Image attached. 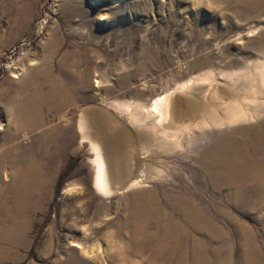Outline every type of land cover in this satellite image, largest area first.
I'll use <instances>...</instances> for the list:
<instances>
[{
  "label": "rangeland",
  "instance_id": "rangeland-1",
  "mask_svg": "<svg viewBox=\"0 0 264 264\" xmlns=\"http://www.w3.org/2000/svg\"><path fill=\"white\" fill-rule=\"evenodd\" d=\"M53 42H57L55 54L48 49ZM145 51L151 55L145 57ZM50 64L51 79L58 87L74 90L72 103L55 110L44 107L50 111L45 127L18 131L12 114L14 105L25 100L21 89L31 82L46 85ZM253 73L264 74V0H0V94L7 92L0 98V264H152L153 248L168 239L171 250L181 251L174 239L176 229L170 227L174 230L168 235L167 231L171 215L182 223L186 217L170 206V199L184 202L191 194L204 214L218 223L223 218L218 210L230 209L234 218L253 228L264 246L260 226L229 205L232 188L211 187L209 175L200 168V158L219 152L218 156L228 138L256 145L247 148L248 157L264 152V142L256 138L264 131V114L248 122L222 123L214 130L196 126L200 113L185 116L180 122L185 129L178 136L180 146L165 149L156 143L150 151L141 149L131 135L141 123L130 117L137 106L148 108L170 94L181 97L185 105L195 86L212 93L221 89L218 99L202 97L206 106L217 107V116H225L233 106L247 115L263 113L250 107L264 102L263 90L259 93L254 85L247 92L239 88L243 76ZM50 90L44 86V91ZM89 108L109 114L113 126L128 131L131 136L124 145L129 150L139 146L132 158L130 154L122 161L131 179L111 195L95 187L93 139H85L79 127L82 112ZM202 133L216 139L199 138L191 147L192 134ZM9 145L12 153L2 150ZM28 161L39 166L30 173V182ZM134 179L140 184L131 187ZM188 220L195 226V218ZM230 229L227 233L232 234ZM135 234L141 238H133ZM204 234L189 239L190 258L198 256L197 242L210 250ZM128 253L129 260L122 261Z\"/></svg>",
  "mask_w": 264,
  "mask_h": 264
},
{
  "label": "bare ground",
  "instance_id": "bare-ground-1",
  "mask_svg": "<svg viewBox=\"0 0 264 264\" xmlns=\"http://www.w3.org/2000/svg\"><path fill=\"white\" fill-rule=\"evenodd\" d=\"M258 6H259V4H258ZM260 9H263V8H260ZM240 10L238 12H240ZM241 11H243V10H241ZM56 45H57V42H53L48 47V49L51 50L53 54L56 53V50H57ZM145 49L150 51V49L147 48V46ZM150 55H151L150 52H148V51L144 52L145 57H149ZM152 56L154 57V55H152ZM48 68H49V70H47V73H50V74H48L49 78H47V84L46 85H48V87H50V89H51L50 92L44 91V86H46V85H43V84H45L46 81H44V83H40L38 80L39 83L31 82L29 85L25 84L24 88L21 89V91H23V93L25 94V100L22 102V104L20 106H18L14 103L16 101L12 100V102H11L12 104H15L14 105L15 112L12 115L16 116V120L15 119L14 120H15V126H17L16 128H18V131H21L22 129H26V128H29V129L30 128L31 129L32 128H38V127H41L42 125H43V127H45L47 122H48V118L45 119V116H47L48 115L47 113H49L50 111L49 112L46 111L44 107L48 106L49 108H51V110H55V109H61L63 106H68L69 104L72 103V92L74 90H72L71 86H70V88L66 87L65 90H62L61 88H59L58 87L59 83L57 82V80H56V82H54L51 79L52 74H51L50 70H53L54 67L50 64ZM246 70H245V72L247 73ZM91 74L92 73L89 71V73L86 75V77H87L86 82H88V77ZM34 76H36V75H34ZM40 76H41V74H40ZM15 77L17 78L19 76L16 75ZM243 77H242L243 82L239 86V88H241L240 90L246 91V89H247V90L251 91V89H252L251 86L254 85V86L260 88L259 93L262 92L261 90H263V93H264V74H260V73L254 74L253 73L252 75L251 74L244 75ZM33 78H35V77H33ZM203 79H205V78H203ZM207 80H209V79H206V81ZM68 85H72V84H68ZM212 85L213 84H211L208 87L210 88V87H212ZM229 85H230L229 87L234 86L233 84H232L233 86H231V84H229ZM180 87H182V86H180ZM201 89H202V87L195 86L192 89L193 92L190 93L191 96L188 95L189 97H186L187 99L184 101V102H186L185 105H183V101H182L181 97H179L178 95H171L170 94V95H166L163 97H159L158 99H155V101H153L151 103V106L148 108H143V107L137 106L131 112L130 117L134 120H137L138 122H141V123L136 122V123L140 124L141 127H140V125H137L136 127H134L133 128L134 130L131 131V135H132V137L136 138V139L135 138L134 139L138 141V145L142 147L141 149L150 151V148L152 147L153 143H156L157 145H159V147L160 146L164 147V149H165V147L174 146V145L180 146V143L178 141V136H179V133L182 132L184 129L183 126H181L182 124L180 125V122L182 121V119L185 118V116H193V115L195 116L196 114L200 113L201 121L199 124H197V125L195 124V125L198 126V125L202 124L203 126L210 127L211 130H214L216 126H218L219 124H222V123L224 124L227 122H230V123H232V122H236V123L248 122L250 119H256L258 116L261 117L264 114V105H263L264 102L258 103L256 101L257 102L256 105L255 104L250 105V107L251 106H252V108H254V106L259 107L261 109V111L263 112L261 114L258 113V115H256V113L253 112L252 114L247 115V114L243 113L244 112L243 110L239 109L237 111L238 108L237 107L235 108L233 106L231 109L229 108L228 112L226 111L227 113L225 116L223 114H222L223 117H220L222 115L217 116V114L219 112L216 114L214 111V109L217 107H213V104H210V103L209 104L211 106H206L205 103L202 102V97H204V99L207 101L209 100L210 96H212V95L214 96L215 99H218L220 96H222L221 89H216V90H214L213 93L211 92V89H209L207 91H205L204 88L202 89V91H201ZM253 89H254V87H253ZM185 91L183 93H185ZM238 91H235V92L238 93ZM175 92H176V90H175ZM6 93L7 92L1 93L0 98H2V97L6 98ZM200 93H201V95H200ZM251 94H252V92H251ZM78 95L79 94L75 95L74 97H77ZM253 95L254 94H252V96ZM185 96H187V94ZM254 96H256V95H254ZM254 96H253V98H254ZM211 99H212V97H211ZM232 99H229V100H231V101L235 100V99H233V100ZM247 101H249V100H247ZM247 101H245V103ZM216 103H217V101H216ZM185 106H186V110L188 109L187 112L189 113V115H186V112H184V111H186V110H184ZM90 108L88 110L86 109L85 111L82 112L79 127H80V129H82L83 135H84L83 137L85 139L86 138L87 139H93L94 151H96V157H95L94 163H96V166H97V170H96L97 173H96V178H95V187L98 189V191H100V193H103L104 195H111L114 192H116L119 189V187L122 184H124L127 181V179H129L132 176V175L130 176L129 173H127V171H126L127 168L125 169L124 165L122 164V161L124 158L128 159L130 154H131L130 157L132 158L131 152L135 153L136 148H138L139 146L138 145L136 146V144H135L134 150L133 151L129 150L130 147L128 149L127 144L124 145V141L131 136L130 134H129L130 136L127 135L128 131H126V129H124V128H119V127L113 126L112 125L113 123L111 121L112 118H110V116H108L109 114L105 115L104 112L97 111V110L90 109ZM240 108H241V106H240ZM241 109H243V108H241ZM257 110H259V109H257ZM239 111H241V112L243 111L242 112L243 114ZM191 121H192V119H191ZM132 122H135V121H132ZM147 122L151 126H148V125L143 126V124H146ZM192 123L193 122H191V125H192ZM13 125H14V123H13ZM203 126H200V127H203ZM229 126H230V124H229ZM197 128H199V127H197ZM64 131L68 132V130H66V129ZM240 133H242V132H240ZM117 136H118V138H117ZM214 136H216V135L211 136V135H209V133H202L199 135L198 134H194V135L192 134V137H190L189 145L191 147L197 146L199 138H202L203 140H209L210 138L214 139ZM228 137H230V136H228ZM256 138H258V140L260 139V142L263 143L264 142V131H262V132L260 131V133L258 132L256 134ZM148 140H149V142H147ZM256 143H259V142H256ZM249 146H250L249 141L247 142V141H239L238 140L236 142H233L232 139H229V138L225 139L222 141V148H221L222 152L218 156H217V154L219 152L218 153L214 152L216 154L209 155V156H211L209 159H206L205 154L202 156V158H200V160L202 162L200 165V168L203 171H205L206 174L209 175V177H208L209 182L208 183L209 184L211 183V187H215V188L217 187V189H218L219 187H222V186H228V188L229 187L232 188L231 191L233 192V194H232L231 200L233 203L229 204V205H233L234 210H240V212L242 211L243 217L248 222L252 221V222L256 223V225L258 224L260 226L261 231H263V233H264V213H262V210H264V152L257 153L255 158L254 157H248L245 153H247L246 150ZM258 146H260V145H258ZM45 147H46V145H45ZM250 147H256V145L252 144ZM7 148H8L9 153H12L14 150V148L11 147L10 145L8 147H4L2 150H7ZM17 148H20V146H18ZM21 148H23V147L21 146ZM138 150H140V149H138ZM196 150H197V148H196ZM159 152H161V151H159ZM203 152H202V154H203ZM154 153L155 152H153V154ZM156 155H155V157H156ZM207 158H208V156H207ZM132 163H134V162H132ZM37 164H38L37 161H28V165L27 166L25 165L28 168L27 178H26L27 182L32 181L31 180L32 176H33V174H35L33 172V170L36 169V167H37V169L39 167ZM134 167H136V166H134ZM56 170H57V167H56ZM131 171H130V173H132ZM31 172H33L32 175H30ZM205 173H204V175H205ZM25 175H26V173H25ZM54 175L55 174L52 175V178H54ZM39 180L41 181L43 179L40 178ZM40 181H38V182H40ZM44 182L48 183L47 180H44ZM126 184H128V183H126ZM138 184H140L139 179L138 180L134 179V181L132 182V184L130 186L133 187V186L138 185ZM191 195H189L187 198H184V199H186V201H184V202H178L176 200L170 199V206H172L175 209V211L179 210L181 212V214L185 215V217H186V222L182 223L181 221H177V219L175 220L174 217L171 215V221H170L168 231H167V235H168V232H171L174 230V229L169 230L170 227L176 229V231L174 232V237H175L174 239L177 240V242L180 244V245H178V247L181 251L175 250V249L171 250L170 249L171 246L169 244V239H168V241L160 243L158 246L153 248L152 260L154 261V263H152V264H168V263L173 262L174 259H177L178 263L176 262L173 264H211V263H200L201 262L200 260H202V259L204 261L206 259H209L210 260L209 262H214L212 264H264V246L260 245L261 243L259 242V239H257L256 236H254V231H253V228L251 226L241 222L239 219L234 218L229 212L230 209H229V211L226 209H225V211H223V210L219 211L218 210V213L223 217L222 221H220V223H218L217 221H213L210 217H208V216H206V214H204L203 209L198 205V203H196L195 196L194 195L191 196ZM186 196H187V194H186ZM231 200H228L229 203H231ZM156 201H158V200H156ZM153 203H152V205H153ZM155 205L157 206V204H155ZM139 207H140V205H139ZM219 208L221 209V207H219ZM133 210H134V208H133ZM162 213H164V212H162ZM215 213H216V211H215ZM237 214H238V212H237ZM23 215H25V214H23ZM142 216H143V213H142ZM131 217H133V216H131ZM191 217L195 218V220H196L195 226H192L189 223L188 219ZM12 218H14V217H12ZM12 220H14V219H12ZM133 221H135V220H133ZM133 221H131V222H133ZM187 221H188V224H187ZM129 222H130V219H129ZM223 222H225L228 225L227 226L222 225ZM28 223H30V222H28ZM144 223H147V222H144ZM149 223H150V221H149ZM130 224H132V223H130ZM141 224H143V223H141ZM10 225H11V223H10ZM229 226H232V229H230L232 234L227 233ZM21 229L23 230V228H21ZM198 232H202V233H205L206 235H208L207 236L208 237L207 244L208 243L210 244V247H209L210 250L209 251L206 250L205 248H203L200 245V243L197 242V247L199 249H195V250L198 252V256H196V257L192 256L190 258L189 252H188L190 250V248H189L190 240L189 239L193 238L194 235ZM132 237L135 239L141 238L137 234H135ZM170 237H171V235H170ZM133 238L129 240L130 241L129 245L130 244L133 245V242H132ZM5 240H4V242H5ZM74 245H75V243H74ZM75 246H77V245H75ZM237 248L239 249L238 251H237ZM124 252H126L125 248H124ZM224 254H225V256H224ZM128 256H129V253L125 258H122L121 260L122 261L129 260ZM190 259L193 261V263L189 262Z\"/></svg>",
  "mask_w": 264,
  "mask_h": 264
}]
</instances>
